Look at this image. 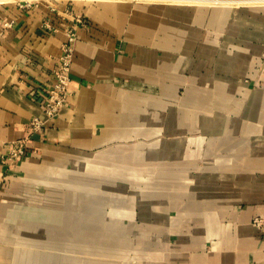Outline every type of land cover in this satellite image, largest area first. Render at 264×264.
Listing matches in <instances>:
<instances>
[{
    "label": "crops",
    "instance_id": "obj_1",
    "mask_svg": "<svg viewBox=\"0 0 264 264\" xmlns=\"http://www.w3.org/2000/svg\"><path fill=\"white\" fill-rule=\"evenodd\" d=\"M72 25L71 93L0 163V264H264V0H0V153Z\"/></svg>",
    "mask_w": 264,
    "mask_h": 264
},
{
    "label": "built area",
    "instance_id": "obj_2",
    "mask_svg": "<svg viewBox=\"0 0 264 264\" xmlns=\"http://www.w3.org/2000/svg\"><path fill=\"white\" fill-rule=\"evenodd\" d=\"M21 6H32V2H23ZM75 21L77 23L82 22V16L77 15ZM77 39V29L72 25L67 28L65 40L62 42V50L58 65L55 69V81L53 86L46 90V92H36L31 94L35 99L41 102L43 115L32 117L28 123L29 132L26 136L5 144L4 151L0 153V163L3 166L8 167L20 158L27 156L28 153L32 151L30 142L33 134L41 131L48 121L56 118L61 108L65 104L69 94L71 93V70L74 61L75 44ZM259 73L262 77L260 83L264 85V57L261 59ZM262 222L263 219L260 217L254 219V223L257 226H261Z\"/></svg>",
    "mask_w": 264,
    "mask_h": 264
}]
</instances>
